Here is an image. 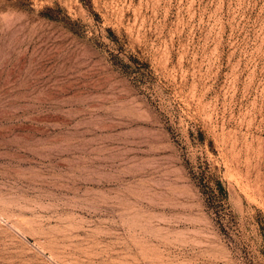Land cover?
I'll return each mask as SVG.
<instances>
[{
  "label": "rangeland",
  "instance_id": "1",
  "mask_svg": "<svg viewBox=\"0 0 264 264\" xmlns=\"http://www.w3.org/2000/svg\"><path fill=\"white\" fill-rule=\"evenodd\" d=\"M0 264H264V0H0Z\"/></svg>",
  "mask_w": 264,
  "mask_h": 264
}]
</instances>
